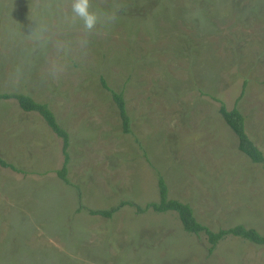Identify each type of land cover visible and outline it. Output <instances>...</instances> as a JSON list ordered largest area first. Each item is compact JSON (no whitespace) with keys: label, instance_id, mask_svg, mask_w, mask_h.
Here are the masks:
<instances>
[{"label":"rangeland","instance_id":"obj_1","mask_svg":"<svg viewBox=\"0 0 264 264\" xmlns=\"http://www.w3.org/2000/svg\"><path fill=\"white\" fill-rule=\"evenodd\" d=\"M70 2L0 0V93L45 103L68 138L67 184L61 138L0 99V264H264V245L228 236L209 254L176 212L136 209L161 176L210 230L264 233V167L218 113L234 106L264 156V0H92L120 10L84 49Z\"/></svg>","mask_w":264,"mask_h":264},{"label":"trees","instance_id":"obj_2","mask_svg":"<svg viewBox=\"0 0 264 264\" xmlns=\"http://www.w3.org/2000/svg\"><path fill=\"white\" fill-rule=\"evenodd\" d=\"M102 85L107 88V85L104 82H102ZM243 87H245V84H243ZM110 92V98L117 108L118 117L120 119L121 131L123 133H128L130 119L125 110L123 93L115 92L112 89H110ZM8 98L14 99L18 107L22 111H33L38 113V115L43 119L47 127H49L52 132H54L57 136L61 138V150L64 158L60 168L56 170V177H58L62 182L68 184L66 178L67 154L65 151L66 147L68 146L67 134L56 123L54 115L51 113L48 106L45 103H39L34 101L30 96L23 93H0V99ZM225 107L226 106L224 105V103L220 102V106H218V113L235 136L237 150L243 153L251 162L260 163L264 167V156L262 155L260 150H258L257 147L252 143V141L248 138L247 134L244 131L243 117L234 106H232V108L230 109H226ZM1 164L4 165V163ZM157 189H159V200L157 202H152L148 204L146 208H141L140 206H137V211L142 212L145 211L147 208H152L156 212H176L182 225V228L185 232L197 236H199L200 234H205L209 243V246L207 247V251L209 254L215 249L216 245L223 238L225 239L228 236H237L258 245H264V233H260L255 228L246 227L243 224L235 225L233 226V228H230L228 230H224L222 228L218 229L217 231L210 230L207 226L203 225L195 218L193 210L188 203H183L176 199L167 198V190L165 189V184L161 176L157 177ZM121 204H131V202L125 201L121 202ZM114 211V208L89 210L91 214L101 215L105 217H110L114 213Z\"/></svg>","mask_w":264,"mask_h":264},{"label":"clouds","instance_id":"obj_3","mask_svg":"<svg viewBox=\"0 0 264 264\" xmlns=\"http://www.w3.org/2000/svg\"><path fill=\"white\" fill-rule=\"evenodd\" d=\"M120 10V6L117 5L111 11H100L94 10L92 5V0H71L70 2V19L74 24L76 21L81 22L83 35L79 41L80 47L82 49L86 48L89 44V37L93 35L97 29L98 25L102 27H107L115 23L117 20V12ZM47 31L46 26H42L40 29V35L37 39L43 38V33ZM57 48H61L58 43ZM57 66L53 63L49 71L55 74Z\"/></svg>","mask_w":264,"mask_h":264}]
</instances>
